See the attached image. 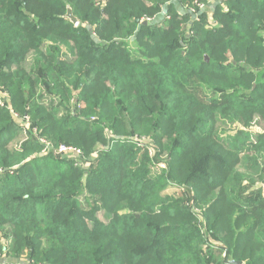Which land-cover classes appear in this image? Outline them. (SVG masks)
<instances>
[{
  "label": "trees",
  "instance_id": "obj_1",
  "mask_svg": "<svg viewBox=\"0 0 264 264\" xmlns=\"http://www.w3.org/2000/svg\"><path fill=\"white\" fill-rule=\"evenodd\" d=\"M198 5L0 0V264H264V0Z\"/></svg>",
  "mask_w": 264,
  "mask_h": 264
},
{
  "label": "built area",
  "instance_id": "obj_2",
  "mask_svg": "<svg viewBox=\"0 0 264 264\" xmlns=\"http://www.w3.org/2000/svg\"><path fill=\"white\" fill-rule=\"evenodd\" d=\"M198 8L199 10H202L205 8V6L198 5ZM190 11H194V10H190ZM41 142L45 143L43 140ZM43 152H45V150H43ZM57 154L64 155L68 158H73L75 161H80V157L82 155L79 149L74 148V147L64 146V145L59 146V148L57 149Z\"/></svg>",
  "mask_w": 264,
  "mask_h": 264
},
{
  "label": "rangeland",
  "instance_id": "obj_3",
  "mask_svg": "<svg viewBox=\"0 0 264 264\" xmlns=\"http://www.w3.org/2000/svg\"><path fill=\"white\" fill-rule=\"evenodd\" d=\"M221 2V0H209V5H211V7L212 8H214V6L216 5V4H218V3H220ZM208 5V6H209ZM211 7H208L207 8V6L205 7V9L203 10V11H206V12H208V13H210L209 11H211L212 10V8ZM177 8L180 10L181 9V11H183L182 9L183 8H179V6H177ZM166 9H164L163 8V13H166V11H165ZM187 13H188V11L187 10H185ZM200 12H201V10H200ZM199 11H189V13H190V17H191V19L192 20H194L196 17H198V15H199V13H200ZM161 15H162V13H161ZM211 16V15H210ZM209 16V18H211ZM17 122L18 123H22V122H24L22 119H19V120H17ZM262 129H264V125L262 124V125H260V126H257V127H255L253 130H251L252 132H259V131H262ZM66 157V156H65ZM3 260H1V262H2Z\"/></svg>",
  "mask_w": 264,
  "mask_h": 264
},
{
  "label": "water",
  "instance_id": "obj_4",
  "mask_svg": "<svg viewBox=\"0 0 264 264\" xmlns=\"http://www.w3.org/2000/svg\"><path fill=\"white\" fill-rule=\"evenodd\" d=\"M65 17L71 22L73 23L74 26L78 25V21L77 19L73 16L71 9L67 6V12ZM206 58V57H205ZM207 60V59H206Z\"/></svg>",
  "mask_w": 264,
  "mask_h": 264
},
{
  "label": "crops",
  "instance_id": "obj_5",
  "mask_svg": "<svg viewBox=\"0 0 264 264\" xmlns=\"http://www.w3.org/2000/svg\"><path fill=\"white\" fill-rule=\"evenodd\" d=\"M208 7H211V5L207 6V8H208Z\"/></svg>",
  "mask_w": 264,
  "mask_h": 264
}]
</instances>
